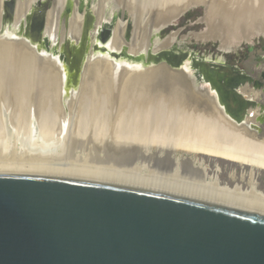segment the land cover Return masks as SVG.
I'll use <instances>...</instances> for the list:
<instances>
[{
  "label": "bare ground",
  "instance_id": "bare-ground-1",
  "mask_svg": "<svg viewBox=\"0 0 264 264\" xmlns=\"http://www.w3.org/2000/svg\"><path fill=\"white\" fill-rule=\"evenodd\" d=\"M6 1L0 0V77L13 65L16 82L9 89L0 83V175L134 188L264 216V136L253 128L259 108L248 111L253 119L237 124L189 61L176 71L111 58L124 49L133 56L171 49L176 35L162 41L160 33L197 5H207L210 18L196 39L220 43L219 50L228 52L232 38L250 43L264 37V0H97L89 38L104 50L90 49L76 88L66 86L61 45L82 37L86 13L73 2L65 27L68 0H54L41 46H32L24 22L39 0H16L9 24L3 23ZM117 14L121 18L101 45L104 24ZM91 73L101 80L97 89L85 82ZM161 93L166 99L158 101ZM243 94L264 102L260 92Z\"/></svg>",
  "mask_w": 264,
  "mask_h": 264
},
{
  "label": "water",
  "instance_id": "water-1",
  "mask_svg": "<svg viewBox=\"0 0 264 264\" xmlns=\"http://www.w3.org/2000/svg\"><path fill=\"white\" fill-rule=\"evenodd\" d=\"M42 1L24 22L30 40L24 39L32 46H41L46 10L52 4ZM96 1L69 0L64 10L65 27L73 2L86 13L82 37L65 38L61 45L67 88L80 84L90 49L94 54L104 50L91 46L89 38L96 18L91 5ZM15 3L5 2L8 24ZM118 17L104 24L101 45ZM130 33L131 27L126 41ZM236 47L219 52L226 55ZM111 58L142 62L144 68L174 66L176 71L191 60L196 76L210 86L230 119L245 124L254 118L248 111L258 107L259 126L253 128L259 133L264 126V103L243 94L245 89L264 92L262 65L246 71L223 60H197L179 48L157 54L148 50L141 56L124 49L112 52ZM255 69H263L259 77ZM0 264H264V216L134 188L0 175Z\"/></svg>",
  "mask_w": 264,
  "mask_h": 264
},
{
  "label": "rangeland",
  "instance_id": "rangeland-1",
  "mask_svg": "<svg viewBox=\"0 0 264 264\" xmlns=\"http://www.w3.org/2000/svg\"><path fill=\"white\" fill-rule=\"evenodd\" d=\"M46 1H48L49 3L53 2V0H46ZM160 1L161 0H151L152 3L155 2L154 3L155 5L157 3L159 4ZM162 1H164V0H162ZM235 1L237 3L239 0H233L234 3H235ZM240 1H242V0H240ZM44 2L45 1H42V3H44ZM38 7L40 8V5ZM206 8H207V5L206 6L197 5V7H194L192 9H190L184 15H182L179 20H177L174 23L175 27H173V28H170V27L169 28H165L160 33L159 37L161 38L162 41H165V39H167L171 35L175 34L176 35V42L174 43L172 48H179L183 53H186L187 56L188 55L190 56V55L194 54V57L197 60H200V61H206V60H209V59L210 60H220V58H222V60L225 63H227V64H235V63H237L240 67H242L246 71L253 70L255 67L252 66V65L255 62L256 55L257 54H261V49L264 48V37H261V36L258 37L257 36L255 38H253L250 43H240L237 39L232 38V40H230L231 42L229 41V45H231V46L239 45V46L234 48V50L231 53L224 55V54L219 52L220 43L203 42V41L197 40L196 37H195L196 34L203 33V32H205L207 30L208 21H209L210 17H209V11L207 10L208 8L207 9ZM4 14H5V12H4ZM119 18H121V15H120ZM203 19H204V21H203ZM127 21L129 23V19H127ZM234 41H236V43ZM237 42H238V44H237ZM249 48L253 49V53L252 52L251 53L248 52ZM188 61L190 62L191 66H192L191 60H188ZM37 65H39V66H37V68H35L36 69V73L39 72L42 69L41 67H43V64L41 65L39 63ZM261 65L264 66V63L260 64V66ZM10 67L11 66H9L8 69H6V70L9 71ZM12 67H13V65H12ZM12 67H11V69L14 70V68H12ZM143 67H144V65H143ZM170 67H171L172 70L176 69L174 66H170ZM252 67H254V68H252ZM11 69H10L11 72L10 71L9 72L10 73H14ZM262 71H263V69H259L258 71L256 70L257 77H259V73L262 72ZM9 74H7V73L5 75L2 74L3 76L0 77V83L2 84V86L4 88L6 86H7V88L9 86L11 88V85L15 84V82H16L15 79H14L15 73H14L13 77H12L13 74L12 75L11 74L9 75ZM6 75H7V78H6ZM87 76H86L85 82H87L89 85L93 84L92 87H94L95 89L99 88V87L96 88V86H99V84L101 83V80L99 78L97 79L98 75H97L96 78H95L96 75H94V73L88 74ZM11 78H13V79L11 80ZM94 80H95V82H94ZM5 81H6V83H5ZM98 81H99V83H98ZM9 82L12 83V84L10 85ZM90 82H92V83L90 84ZM1 84H0V86H1ZM154 90H155L154 88L150 89L151 93H154L155 92ZM260 93L264 94V92H260ZM164 95L162 94L161 96H157L156 99L158 101H160V100L163 101L165 96H166V95L165 96ZM263 97L264 96L262 95V99H264ZM257 102L260 103V104L264 103L263 100H260V99H259V101L257 100ZM18 118H22L21 115L19 117H17V120H15V122H14V124L16 126L14 124L12 125V129L16 130V131L14 130L15 133L18 131V129H20V127H22L21 124L23 123V120L22 119H18ZM18 125H20V126H18ZM260 128H261V131L258 134L260 136H264V126H261ZM12 129L10 131H13ZM89 131H93V129L91 128ZM10 134H12V132H10ZM229 169H230V167L228 168V170ZM220 179H221V181H224V180H226V177L223 175V176L220 177Z\"/></svg>",
  "mask_w": 264,
  "mask_h": 264
},
{
  "label": "crops",
  "instance_id": "crops-1",
  "mask_svg": "<svg viewBox=\"0 0 264 264\" xmlns=\"http://www.w3.org/2000/svg\"><path fill=\"white\" fill-rule=\"evenodd\" d=\"M249 53H253V49L252 48H249V51H248ZM255 53V52H254ZM262 63H264V48L263 49H261V54H257L256 55V58H255V62H254V64L252 65V66H254L255 68L258 66V65H260V64H262ZM235 65L236 66H238L239 68H241V69H243L242 67H240L237 63H235ZM254 67H252V68H254ZM256 70V69H255ZM258 71V70H257Z\"/></svg>",
  "mask_w": 264,
  "mask_h": 264
},
{
  "label": "flooded vegetation",
  "instance_id": "flooded-vegetation-1",
  "mask_svg": "<svg viewBox=\"0 0 264 264\" xmlns=\"http://www.w3.org/2000/svg\"><path fill=\"white\" fill-rule=\"evenodd\" d=\"M68 1H69V0H68ZM68 1H67V2H68ZM72 1H73V0H72ZM54 7H55V6H54ZM65 8H66V7H65ZM72 9H73V3H72ZM72 9H71V11H72ZM14 10H15V8H14ZM64 10H65V9H64ZM47 11H49V10L47 9L46 12H47ZM4 12H5V10H4ZM38 14H40V13H38ZM70 15H71V12H70ZM70 15H69V16H70ZM3 17H4V18H3V23H4V22L7 21V20H5V14H4ZM13 18H14V13H13ZM63 19H64V12H63V14H62V21H63ZM63 22H64V21H63ZM64 23H65V22H64ZM230 65H235V64H230Z\"/></svg>",
  "mask_w": 264,
  "mask_h": 264
}]
</instances>
